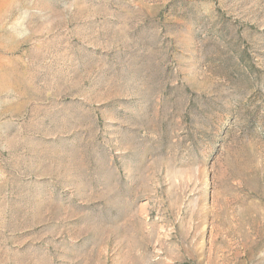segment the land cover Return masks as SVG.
Instances as JSON below:
<instances>
[{
    "label": "rangeland",
    "instance_id": "rangeland-1",
    "mask_svg": "<svg viewBox=\"0 0 264 264\" xmlns=\"http://www.w3.org/2000/svg\"><path fill=\"white\" fill-rule=\"evenodd\" d=\"M0 264H264V0H0Z\"/></svg>",
    "mask_w": 264,
    "mask_h": 264
},
{
    "label": "clouds",
    "instance_id": "clouds-1",
    "mask_svg": "<svg viewBox=\"0 0 264 264\" xmlns=\"http://www.w3.org/2000/svg\"><path fill=\"white\" fill-rule=\"evenodd\" d=\"M21 35H22V33H21Z\"/></svg>",
    "mask_w": 264,
    "mask_h": 264
}]
</instances>
